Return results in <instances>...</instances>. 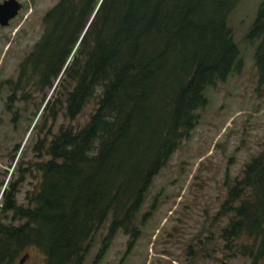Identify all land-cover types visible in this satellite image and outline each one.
I'll return each mask as SVG.
<instances>
[{
    "label": "trees",
    "instance_id": "trees-1",
    "mask_svg": "<svg viewBox=\"0 0 264 264\" xmlns=\"http://www.w3.org/2000/svg\"><path fill=\"white\" fill-rule=\"evenodd\" d=\"M238 1L59 0L45 12L16 85L41 91L42 112L53 116L63 108L73 120L91 98L96 107L80 128L60 125L34 142L39 179L26 204L17 203L13 183L3 197L0 212L20 223H0V264H12L28 246L43 252L46 264H84L109 216L96 260L118 230L136 240L146 193L196 126L204 92L240 68L227 23ZM246 38L259 40L254 63L264 93V0ZM222 209L233 216L221 239L262 260L264 149L228 187Z\"/></svg>",
    "mask_w": 264,
    "mask_h": 264
},
{
    "label": "rangeland",
    "instance_id": "rangeland-1",
    "mask_svg": "<svg viewBox=\"0 0 264 264\" xmlns=\"http://www.w3.org/2000/svg\"><path fill=\"white\" fill-rule=\"evenodd\" d=\"M3 0H0L2 2ZM21 9L7 26H0V208L10 184L20 205L39 177L34 170V142L60 125L80 128L96 107L86 103L73 120L63 108L53 116L42 112L44 94L27 82L16 85L20 64L43 33V16L59 0H18ZM261 0H239L228 15L239 50L240 68L204 92L207 103L198 121L166 165L153 178L134 225L136 240L116 232L96 260L108 232L110 216L96 232L84 264H264L231 250L221 230L233 216L222 209L228 187L242 176L245 165L264 149V93L257 91L254 51L257 41L246 38ZM51 93V92H50ZM50 94L48 95V97ZM53 97V95H52ZM52 98L50 99V101ZM45 102V101H44ZM0 212V223L12 221ZM29 263L46 264L43 252L28 246Z\"/></svg>",
    "mask_w": 264,
    "mask_h": 264
},
{
    "label": "water",
    "instance_id": "water-1",
    "mask_svg": "<svg viewBox=\"0 0 264 264\" xmlns=\"http://www.w3.org/2000/svg\"><path fill=\"white\" fill-rule=\"evenodd\" d=\"M21 9L18 0H3L0 2V26H7L9 21L17 16ZM23 258L21 259L22 262ZM221 264H229L223 261Z\"/></svg>",
    "mask_w": 264,
    "mask_h": 264
},
{
    "label": "flooded vegetation",
    "instance_id": "flooded-vegetation-1",
    "mask_svg": "<svg viewBox=\"0 0 264 264\" xmlns=\"http://www.w3.org/2000/svg\"><path fill=\"white\" fill-rule=\"evenodd\" d=\"M23 258V260H22V262H21V259ZM30 258V254L28 253V252H25L22 256H21V258H20V260H19V262H18V264H33V263H29L28 262V259ZM12 264H15V263H12Z\"/></svg>",
    "mask_w": 264,
    "mask_h": 264
}]
</instances>
